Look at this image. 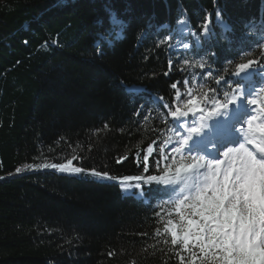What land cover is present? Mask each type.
I'll return each mask as SVG.
<instances>
[{
    "label": "trees",
    "instance_id": "obj_1",
    "mask_svg": "<svg viewBox=\"0 0 264 264\" xmlns=\"http://www.w3.org/2000/svg\"><path fill=\"white\" fill-rule=\"evenodd\" d=\"M262 58L264 0H0V264H211L171 243L177 183L120 178L175 176L153 170L175 90L216 106Z\"/></svg>",
    "mask_w": 264,
    "mask_h": 264
},
{
    "label": "snow or ice",
    "instance_id": "obj_2",
    "mask_svg": "<svg viewBox=\"0 0 264 264\" xmlns=\"http://www.w3.org/2000/svg\"><path fill=\"white\" fill-rule=\"evenodd\" d=\"M209 23L210 21L206 16L204 28L200 35H207ZM52 43L56 44L57 41L52 40ZM25 44H27V40H25ZM44 47H47V43ZM188 47V44L184 45V48ZM237 67L239 71L234 74L235 77L239 78L242 74L251 72L259 77L261 83L256 84L254 87H246L244 83H236L235 87L238 95L223 104L220 112L213 110L212 113H209L214 115V119L217 121L220 116H224L226 120H232L233 111H239L242 104L247 108L245 113L235 117L233 122L235 139L230 141L233 147L227 148V151L223 153L225 160L221 164L218 157L209 158L208 171L205 173V178L209 183L194 197L189 198L186 195L183 197L182 204L186 206V210L185 207H177V213H182L179 217L181 225L178 228L172 220H168L166 230L171 233V243L173 245L182 244L184 249H189L190 245L198 247L199 251L204 254L202 259L207 262L210 257L211 264H264V238L259 234L241 235L238 232H232L227 224L221 228L217 227L215 223V218L220 214L226 213L225 219H227V216H231L237 210V201L234 194L237 186H242L244 175L247 172L255 173L264 169V102L254 98L260 92H264V58L258 61L249 60ZM227 82L234 83L233 81ZM172 87L176 88L177 85L173 84ZM195 103L194 99L187 101L189 112H182L179 107L170 112L176 134L181 137L179 147H173L171 149L172 153L187 152L194 154L196 152L190 149L192 142L200 139L198 130L196 127H187V124L183 122L187 119L189 113L196 111L193 107ZM217 103L220 102L217 101ZM257 112L261 115L257 116ZM254 121L256 122L255 125L253 124ZM236 125H239V127H236ZM184 128H187L189 134L197 135H184ZM209 144L210 147L206 145L208 151H217V144L211 141ZM225 147L227 145H222L220 148ZM75 159L76 157H73L66 163L60 164H25L23 167H17L15 172L19 174L26 170L45 168H52L69 174L84 172L83 168L73 166V160ZM126 159L127 157H122L117 160V163H122ZM148 159L149 156L145 155V172L148 171ZM166 159L167 157H161V160ZM156 166L157 168L160 167V160L157 161ZM193 167V165H188L186 168L183 166L178 167L176 168L177 175L168 178L157 175L124 176L120 178V183L122 189L127 190L135 187L138 193L143 196L144 189L152 187L153 182L162 181L165 187L175 185L180 179L179 174ZM196 167L203 169L205 165L200 164ZM89 171L96 177L111 179L110 174L107 172L95 169ZM133 181L136 183H129Z\"/></svg>",
    "mask_w": 264,
    "mask_h": 264
},
{
    "label": "rangeland",
    "instance_id": "obj_3",
    "mask_svg": "<svg viewBox=\"0 0 264 264\" xmlns=\"http://www.w3.org/2000/svg\"><path fill=\"white\" fill-rule=\"evenodd\" d=\"M181 35L186 36L184 30L181 32ZM185 44L187 43H182V45L180 46L177 45L174 48H170V50L180 52L184 49H187L184 48ZM234 78L236 80H241L246 87H254L256 84L261 83L259 77L251 72L244 73L239 78L234 76ZM236 95H238V91L235 88L228 101L232 100ZM254 98L260 100L261 102H264V92H260L259 95L255 96ZM190 99H194L196 101L195 105H193L196 111L192 112L194 114V118L192 119V122L191 120L189 121L187 127H196V124L199 123V119L202 118V116L198 118V115L202 113L204 118L210 117L212 119L213 115H210L209 113H212L213 110H216V112L220 111L222 109L223 104H226L228 102L227 101L221 105L212 106L206 103L205 100H203L202 98L196 97L190 88L183 86L180 92L175 90V102L172 106V111L179 107L182 112H189L187 101ZM257 115L259 116L261 114L257 112ZM168 121L170 122L171 126L170 134L167 137L162 148L156 155V157L153 159V170L158 174L161 173L162 176L168 174H174L176 176V168L182 166L186 168L188 165L194 166L188 171H182L179 174L180 179L177 182L180 187L179 193L176 197L178 201L177 207H185L186 210V206L182 204L183 197L185 195L189 198L194 197L198 192L204 189L205 185L209 183V181L205 178V173L208 171L207 164L209 162V158L203 157V155L207 154V152L209 154L206 145L210 146L209 142H212L214 140L212 135L217 133L219 134V131H217L215 128H213L211 131L210 128L208 130V127L211 124L210 123L207 125V128L204 129V132L200 134V136L204 135L199 139L200 141L203 140V143H200L199 145L201 149H204V151L200 150V152H198L196 150L190 149L191 151L196 152L194 154H189L187 152L172 153L171 149L173 147H179V141L181 137L176 134V129L173 126V119L170 114L168 117ZM214 121L217 125L218 121L216 119H214ZM253 124H256V122L254 121ZM183 132L185 133V135H191L187 132V128H184ZM206 132H210L211 135L205 137ZM199 140H196V142ZM206 142L208 144H206ZM220 147L221 146H219V148ZM227 148L231 147L228 146ZM227 148L225 147L224 150H222L221 152L219 151L220 157L218 158L220 161L225 159L223 153L227 151ZM162 156L167 157V159L161 160ZM158 160H160L159 168H157L156 166ZM200 164H204L205 167L203 169L196 167ZM234 197L237 201V210L233 212L231 216H227V219H225L226 213H222L218 217H216L215 223L217 224V227L222 228L227 224L232 232H238L241 235L259 234L262 238H264V169L259 170V176L257 178H253L250 173L247 172L243 177L242 186H237V190L234 194ZM177 207L175 208V214L179 218L180 214L182 213H177ZM173 224L177 225L178 228L181 225L175 222H173ZM168 233L171 236V233ZM190 247L192 246L190 245ZM192 248L200 252L198 247Z\"/></svg>",
    "mask_w": 264,
    "mask_h": 264
},
{
    "label": "bare ground",
    "instance_id": "obj_4",
    "mask_svg": "<svg viewBox=\"0 0 264 264\" xmlns=\"http://www.w3.org/2000/svg\"><path fill=\"white\" fill-rule=\"evenodd\" d=\"M222 110V109H221ZM220 110V111H221ZM246 108L244 107V105L242 104L241 105V108L239 109V111H233V113H232V117H233V119L232 120H227V121H234L235 120V117L237 116V115H241V114H243V113H245L246 112ZM220 111H218V112H220ZM203 114V113H202ZM202 114H200V115H198V118H200L201 116H202V118H200L199 119V123L198 124H196V128L198 129V134H199V136H200V134L202 133V132H204V129H206L207 128V125L208 124H210L209 125V127H208V130H209V128L211 127V129H213V128H215L217 131H219V132H222V131H227V129H225V124H224V116H220L219 117V120H218V122H217V125H216V122L214 121V115H213V118L211 119L210 117H203V115ZM194 118V114L193 113H191V114H189V116L187 117V119L186 120H184V123H186V124H189V121L191 120V122H192V119ZM218 126V127H217ZM218 128V129H217ZM207 130V131H208ZM232 133H233V127H232ZM205 134H208V132H206ZM184 135H185V133H184ZM191 135H195V134H191ZM197 135V134H196ZM204 136V135H203ZM203 136H200V138L201 137H203ZM200 140L199 141H197L196 142V140L195 141H193L192 142V147L194 148V149H197V148H199L200 149ZM222 151V150H221ZM209 156V155H208ZM203 157H207V155L206 154H204V156ZM210 157V156H209ZM264 207V206H263ZM262 208V207H261ZM263 210V209H262ZM264 211V210H263Z\"/></svg>",
    "mask_w": 264,
    "mask_h": 264
}]
</instances>
